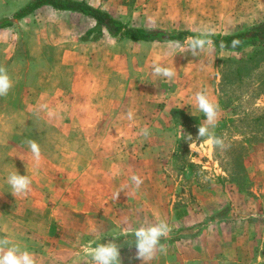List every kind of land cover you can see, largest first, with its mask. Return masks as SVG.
<instances>
[{"label":"rangeland","instance_id":"rangeland-1","mask_svg":"<svg viewBox=\"0 0 264 264\" xmlns=\"http://www.w3.org/2000/svg\"><path fill=\"white\" fill-rule=\"evenodd\" d=\"M29 1L0 0V20L11 19ZM79 1L133 28L219 35L250 28L264 5V0ZM23 22L15 30L16 41L11 33L0 32V67L7 69V54L10 63L21 61L6 71L12 87L0 96V210L2 196L11 193L16 204L10 209L18 212L37 213L66 199L73 209L98 210L100 216L91 222L103 234L91 246L116 243L118 264H144L137 258L132 233L142 225L164 221L170 229L169 237L161 239L166 251H158L149 264H197L206 256L210 262L218 250L211 239L215 219L228 217L231 207L243 209L242 193L251 189L243 162L249 148L264 141V122H259L264 121V82L259 81L264 80V64L247 78L236 72L239 62L255 49L245 46L238 52L217 53L208 44L193 55L190 47L174 42H132L109 35L94 42L86 39L95 27L93 20L51 7ZM29 33L35 37L33 43L27 39ZM154 64L175 75L171 79L154 75ZM195 66L204 69L207 80L213 78L223 119L229 120L219 130L209 127L206 136H215L214 140L198 138L200 124L166 109L171 100L166 95L187 74L201 73L192 71ZM201 84L199 80L197 87ZM208 85L212 88L211 82ZM73 88L75 106H67L66 100L59 107L49 106L52 98H67ZM85 99L107 103L87 106ZM122 116L135 121L132 125L140 128V137H103L119 129L116 120ZM147 117L154 123L144 121ZM68 129L71 138L65 135ZM151 130L159 136L151 135ZM216 139L223 144H216ZM29 140L40 146L39 163ZM12 173L27 175L31 181L29 191L21 194L25 200L11 186H3V179ZM133 175L141 178L139 187ZM215 191L234 201L229 204L225 197L224 202H213L210 195ZM201 195L209 198L199 201ZM256 207L250 204L251 210Z\"/></svg>","mask_w":264,"mask_h":264},{"label":"crops","instance_id":"crops-1","mask_svg":"<svg viewBox=\"0 0 264 264\" xmlns=\"http://www.w3.org/2000/svg\"><path fill=\"white\" fill-rule=\"evenodd\" d=\"M33 15L18 21L12 27L0 29V32H6L7 34L11 33L12 41H16L19 34L15 33V30L23 26L25 24L23 21L33 17ZM263 22L264 5L261 6L259 20L255 23H250L248 26L253 27ZM13 33L15 35H13ZM34 38L35 37L29 33L27 39L33 43ZM204 46L206 45H203V47ZM220 51L221 50H216L217 53ZM198 53H200L199 49L196 50L195 55H198ZM4 58L5 66H8L6 69L7 72L15 65L21 63V61L19 63H10V54H7ZM217 62L219 64V59H217ZM262 64H264V62L259 66ZM217 67L215 64V69ZM195 70H201V73L187 74L181 81V85H178L170 94L166 95V97H171L166 109L169 108V112L172 111L173 113L178 111L190 122L203 124L206 117L203 112L198 110L195 102V94L203 91L214 104L218 105V120L216 126L212 127V129L219 130L221 129L222 123L229 122V120L223 119L222 116V102L219 103L221 97L219 98L215 87H213V78L207 80L203 75L204 69L195 66L192 68V71ZM68 71H70V69ZM251 74L253 73L249 71L248 68L244 72L246 78ZM26 76L27 75H25V77ZM199 80H202V84L198 88L197 82ZM259 81L260 83L262 81L264 82V80ZM203 82H207L206 87H203ZM210 82L212 83V88H209L210 85H208V83ZM58 89L62 90L61 88ZM66 96L67 98L64 97L62 99L59 95L52 98L49 106L59 107L63 105L65 100L67 106H75V88L72 89V92L68 89ZM84 96H86V94ZM261 96L264 97V92H261ZM174 99L177 100L176 104H172ZM85 100H87V103H85L87 106H91L94 103L102 106L107 103L104 99H97L95 102H93L92 99ZM144 119H139V122L144 120L149 123H154L155 121L154 118H152V121L149 117ZM60 121L64 122V118H61ZM117 122L121 125L119 129L115 130L114 134H104L102 136L117 139L140 137V128L132 125V123L135 122L134 120H125L122 116L121 119L116 120V123ZM259 122L264 121L259 118ZM261 127L263 128L264 126ZM151 131V135L154 134L156 137L159 136V133L153 132L154 130ZM109 133H113V131L110 130ZM65 135L71 138V131L68 129ZM87 137L89 138V136H85V138ZM205 137L214 140L215 136ZM60 152L62 153L63 151ZM6 166L8 170L11 169L10 163H7ZM243 168L247 173L248 185L251 187L248 192L244 190V193H242L244 200L243 209H237L234 203L233 206H235V208H230L231 211L228 217H222V219L217 217L215 219L216 224L212 230L214 235L211 239L218 250L214 253L215 255L211 258L210 262L206 256L202 258L201 261H197V264H264V141L249 148L247 157H245V161L243 162ZM4 185H9L7 179H3V186ZM37 191L40 192V190ZM16 196H20L21 200H25V198H23L24 196L21 194ZM2 197L3 210H0V239H7L10 242L8 246L16 245L21 250L29 251L33 254L36 264H91V257L81 252V246L85 244L91 246L96 240L101 239L100 233L103 234L102 228L98 227V225L93 226L91 222L93 216H100L98 210L88 211L87 209H73L70 207L72 204L66 199L63 202H59L56 206L50 207V209H44L37 213L27 210L18 212L10 209L13 204H16V200L13 198L12 193L11 195ZM225 197L226 201L232 204L231 202L234 201V198L231 196L227 197L223 195L221 198V194L218 191L210 195L211 200L218 204L224 202L223 199ZM205 198L209 197L201 195L199 201H204ZM250 204H257L256 210H251ZM93 212L97 214H92ZM239 213L242 214L238 215ZM184 264H186V262H184Z\"/></svg>","mask_w":264,"mask_h":264},{"label":"trees","instance_id":"trees-1","mask_svg":"<svg viewBox=\"0 0 264 264\" xmlns=\"http://www.w3.org/2000/svg\"><path fill=\"white\" fill-rule=\"evenodd\" d=\"M51 7L56 11L83 15L95 22V27L86 33V39L100 41L109 35L119 40L148 43H177L191 47L193 40L199 39L204 45L211 44L216 50L240 51L243 47H253L255 50L243 58L236 70L237 76L244 75L245 70H255L264 62V22L231 35L200 34L190 31H165L160 29L133 28L124 22L113 18L108 12L95 8L86 1L79 0H31L11 19H1L0 29L12 27L14 20H22L33 15L39 9ZM191 119V118H188ZM193 120V119H191Z\"/></svg>","mask_w":264,"mask_h":264},{"label":"clouds","instance_id":"clouds-1","mask_svg":"<svg viewBox=\"0 0 264 264\" xmlns=\"http://www.w3.org/2000/svg\"><path fill=\"white\" fill-rule=\"evenodd\" d=\"M204 42L196 39L191 44V50L195 55L197 49H202ZM153 74L156 76L171 79L175 74L167 67L159 64L153 65ZM12 87V81L6 70L0 67V96H6ZM196 107L203 112L206 119L198 127V138L209 134V127H215L218 120V105L214 104L207 94L203 91L195 94ZM128 118H132L131 111ZM147 135V130H145ZM215 143L222 145L223 141L216 139ZM28 147L33 155L34 160L39 163L41 159V150L38 143L34 140L27 141ZM191 147V145H190ZM132 181L137 187L142 183L139 176L133 175ZM7 183L11 186L14 194H26L30 189L31 181L27 175L12 173L7 177ZM126 231V230H124ZM170 229L164 221H160L148 226H140L132 233L136 247L137 258L141 259L144 264H149L156 256V253L166 251L165 246L161 244V239L169 237ZM7 239H0V264H36L32 253L27 250H21L18 246L9 245ZM81 252L91 257V264H118L120 260V250L116 243L107 242L96 245L95 247L85 244L81 246Z\"/></svg>","mask_w":264,"mask_h":264}]
</instances>
